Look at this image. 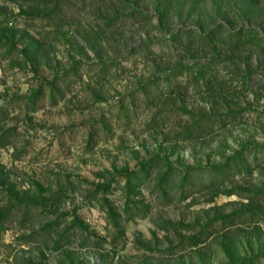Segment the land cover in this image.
<instances>
[{"label":"rangeland","instance_id":"rangeland-1","mask_svg":"<svg viewBox=\"0 0 264 264\" xmlns=\"http://www.w3.org/2000/svg\"><path fill=\"white\" fill-rule=\"evenodd\" d=\"M159 1L0 0V264H264V0Z\"/></svg>","mask_w":264,"mask_h":264},{"label":"trees","instance_id":"trees-1","mask_svg":"<svg viewBox=\"0 0 264 264\" xmlns=\"http://www.w3.org/2000/svg\"><path fill=\"white\" fill-rule=\"evenodd\" d=\"M184 2H186V0H179L177 2H175V5L172 6L170 3H167V1L164 2V4H162L163 1H159L156 5V8H157V14H158V18L159 20L162 19V17L166 14L165 11L167 9V7L169 6L170 9H173V8H177L179 10V14H180V10L182 8H184ZM181 2V3H180Z\"/></svg>","mask_w":264,"mask_h":264}]
</instances>
